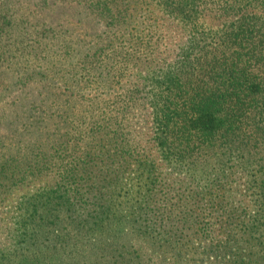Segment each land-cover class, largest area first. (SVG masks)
Segmentation results:
<instances>
[{"label": "trees", "instance_id": "16d2710c", "mask_svg": "<svg viewBox=\"0 0 264 264\" xmlns=\"http://www.w3.org/2000/svg\"><path fill=\"white\" fill-rule=\"evenodd\" d=\"M0 264H264V0H0Z\"/></svg>", "mask_w": 264, "mask_h": 264}]
</instances>
